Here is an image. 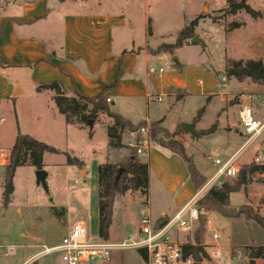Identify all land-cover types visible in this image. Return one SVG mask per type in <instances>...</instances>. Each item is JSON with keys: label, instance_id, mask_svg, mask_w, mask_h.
Instances as JSON below:
<instances>
[{"label": "rangeland", "instance_id": "1", "mask_svg": "<svg viewBox=\"0 0 264 264\" xmlns=\"http://www.w3.org/2000/svg\"><path fill=\"white\" fill-rule=\"evenodd\" d=\"M98 1L93 0L91 4L96 5ZM228 1L210 0L199 9L196 0H150L152 6L148 16L155 17L156 35L152 37L153 32H148L149 22L145 21L142 14V4L132 17L130 25L133 27L127 30L128 38L136 42H132L134 47L157 48L164 43L174 44L182 28L198 15L206 14L195 29V35L203 43L195 44L190 38L173 53L163 52L155 56L150 67L154 74L159 68H164L165 73L170 74L178 72L176 60L181 62L184 65L181 72L191 84L187 90L191 94L182 100L185 94L175 91V99L166 97L162 101H158L156 98L159 95L154 94L149 106L152 118L164 119L162 126L170 131H175L183 123L192 122L205 109L197 121V129L202 131V135L195 136L182 130L175 139L184 144L187 154L193 157L197 168L208 178L217 170L216 158L225 160L234 153L239 155L241 166L253 161L264 164V132L245 147L247 137L243 135L237 105L239 95L249 94L255 116L264 122V85L250 79L238 81L227 77L229 83L225 90L232 93L227 95L226 101L216 94L210 95L208 102L203 94L222 91L218 81L227 76L226 65L230 59L247 61L261 58L264 61V0H248L253 9L261 12L259 17H253L245 11L229 14L225 10ZM200 79L207 88H199L197 82ZM33 94L30 82L24 80L23 93L17 96V100L15 98L9 102V108L1 113L6 117L0 126L1 144L11 149L16 134L14 130L20 129L49 144L56 151L49 149L45 153L44 169L48 173L46 186L38 183L34 166L17 168L14 190L8 203L5 201V169L0 168V243L16 247L8 257L0 258L1 264H24L45 245L52 246L62 241L68 226L80 218L87 222L90 236L100 238L99 168L107 162L119 163L130 153L127 147L112 149L109 146L107 126L113 123V119L106 113L99 112L92 126L88 122L68 123L60 112L53 115L51 106L41 98H38L41 99L38 104L35 103L36 99L31 96ZM17 106L19 115L15 111ZM37 108L40 109L39 114L35 111ZM111 108L117 111V107L111 105ZM146 108L145 102L141 111L128 106L124 112L138 124L146 117ZM90 109L89 106L86 115L90 114ZM214 124H217L216 131L205 134ZM134 136L135 133L126 131L123 143L128 145ZM68 153L82 160L83 167L69 164ZM167 153L161 146L152 145L151 156H138L142 162L150 164V207L154 216L169 212L172 206L184 203L187 199L189 202V198L199 190L190 178L184 159L181 156L169 159ZM143 198L145 196L139 190L128 191L117 197L109 238L121 240L136 229ZM230 203L234 207L245 206L251 215L254 213L264 218V172L254 173L247 187L232 193ZM204 212L207 213L208 221L204 242L215 243L210 235L218 232L219 242L223 246L218 257L214 255L217 248L209 247L210 260L202 264H249L252 259L250 248L264 247V225L253 218L248 219L245 214L226 218L214 211ZM35 262L64 264L60 253L40 256ZM109 264H146V261L137 250H123L116 252ZM257 264H264V259H257Z\"/></svg>", "mask_w": 264, "mask_h": 264}, {"label": "crops", "instance_id": "2", "mask_svg": "<svg viewBox=\"0 0 264 264\" xmlns=\"http://www.w3.org/2000/svg\"><path fill=\"white\" fill-rule=\"evenodd\" d=\"M92 1L0 0V117L5 119L4 122L6 117L1 113L9 108V102L15 98L17 100V96L23 93L24 80L31 84L34 92L31 96L36 99L34 102L38 104L41 99L45 101L51 106L53 115L59 113L54 93L49 90L38 91L37 86L41 82L58 79L70 94L78 92L94 98L106 95L111 98L110 104L117 107L116 112L133 123L132 117L124 112L128 106L141 111L140 108L146 102V117L143 121L152 122L157 121L152 118L149 106L154 94H165L175 99V91H178L185 94L182 100L191 94L187 91L191 84L181 72L184 69L181 62L182 68H177L178 72L166 74L164 68L163 71L159 68L154 74L150 67L155 56L162 53L153 54L150 51L154 48L152 46L134 47L133 43L136 42L128 38L127 30L133 27L130 25L132 17L137 14L136 10L141 4L145 21L152 23V37L156 35L155 17L148 16L152 6L150 0H99L96 5L91 4ZM209 1L196 0L195 4L200 9ZM197 85L204 89L198 82ZM17 90L19 92L15 95ZM226 91L229 95L232 93ZM203 94L208 100L210 95L217 93ZM38 110L35 109L37 114ZM15 111L20 114L18 106ZM162 120L161 125L164 122ZM193 121L198 125L197 120ZM17 132L14 130L13 144ZM166 151L169 159L179 156ZM151 153L152 145L146 155L149 157ZM148 195L151 200L150 185ZM187 201L175 204L169 212L160 215H173Z\"/></svg>", "mask_w": 264, "mask_h": 264}, {"label": "trees", "instance_id": "3", "mask_svg": "<svg viewBox=\"0 0 264 264\" xmlns=\"http://www.w3.org/2000/svg\"><path fill=\"white\" fill-rule=\"evenodd\" d=\"M229 14H237L245 11L253 17H259L260 11L251 7L248 0H229L225 9ZM206 14L202 13L190 21L178 33L177 41L174 44H161L157 48H151L153 54L163 52L173 53L176 49L184 46L186 42L195 36V29L200 20L205 18ZM149 34H152L151 21L148 27ZM177 67L182 68L181 63L177 62ZM226 75L229 79L234 78L238 81L250 79L251 81L264 85V61L261 58L249 59L247 61L230 59L226 65ZM38 91L49 90L54 93V101L58 111L66 117L68 123H87L89 120H95L99 112L106 113L113 119V123L107 126L109 137V146L112 149L127 147L130 150L129 155L124 157L119 163L107 162L99 168V237L108 239L110 237V227L113 223V213L115 200L118 196L126 194L128 191H141L143 194H149L150 175L149 164L142 162L137 153V147H131L123 143V135L126 131L135 133V139L140 142L141 128L148 127V138L151 145H158L172 153L181 156L186 162L189 175L195 186L200 189L208 178L197 168L193 157L188 155L184 144L175 136L182 132V126L175 131L161 125L163 120L152 122L142 121L138 124L133 123L125 118L122 114L113 111L107 96L102 95L100 98H94L82 95L78 92L70 94L61 80H52L41 82L37 86ZM91 107L89 115L85 114L88 107ZM202 109L195 120H200ZM217 124L205 131V134L216 131ZM184 131V130H183ZM50 145L25 134L18 129L14 144L10 149V162L5 167L4 184L6 188L5 201L9 202L10 194L14 190V176L18 167L31 165L36 169H44L45 153L49 150ZM67 162L83 167L84 162L77 157L67 154ZM256 172H264V164L253 161L247 165H242L239 174L233 180H222L215 183L199 200V207L203 211H214L226 218H235L245 214L248 219L253 218L259 224L264 225V218L258 214H252L247 211V207H234L230 203L232 193L240 192L252 182V175ZM206 227H200L195 235L197 244L189 248L195 262L203 263L210 260V254L204 249L202 244L206 233ZM250 247V246H249ZM250 257L255 259H264V247L253 246L250 248ZM143 259L146 254L139 251ZM36 264V262L32 263Z\"/></svg>", "mask_w": 264, "mask_h": 264}, {"label": "built area", "instance_id": "4", "mask_svg": "<svg viewBox=\"0 0 264 264\" xmlns=\"http://www.w3.org/2000/svg\"><path fill=\"white\" fill-rule=\"evenodd\" d=\"M160 71H163V69L161 68ZM228 83L227 76H223L218 81V87L222 91L217 92V94H220L225 101L227 100V95H229L225 90L228 87ZM198 84L207 88L203 80H199ZM165 98V94H160L156 99L162 101ZM107 101L111 102V98L108 97ZM237 105L240 125L244 129L243 135L247 137L244 146L248 147L264 132V122L255 116L249 94L239 95ZM4 120V118L0 117V125ZM128 145L137 147L139 155H146L151 147L148 138V127L141 128L140 142H137L134 137ZM238 157V154H234L225 160L216 158L217 170L214 174L191 200L173 215L154 216L150 207L149 195L144 194L145 198H143L138 214L136 229L129 232L123 239L92 238L89 234L87 223L79 219L70 225L62 241L52 246L45 245L41 251L24 264H32L40 256L51 253H60L64 264H109L114 254L123 250L145 252L146 259L144 260L146 264H195L196 262L188 250L197 244L195 239L197 230L201 226L206 227V225H203L201 218V214L204 211L199 207V200L211 186L221 179L236 177L239 174L241 165ZM9 162L10 148L3 146L0 142V168L5 169ZM210 238L215 243L203 242L200 245L206 251H208L209 247H216L214 255L218 257L221 255L223 246L219 242L220 234L218 232L212 233ZM15 249V246H5L0 243V258L8 257Z\"/></svg>", "mask_w": 264, "mask_h": 264}, {"label": "water", "instance_id": "5", "mask_svg": "<svg viewBox=\"0 0 264 264\" xmlns=\"http://www.w3.org/2000/svg\"><path fill=\"white\" fill-rule=\"evenodd\" d=\"M263 15H264V11H263ZM192 42L195 43V44L196 43H200V42L203 43V40L198 35H195L192 38ZM18 92H19V90H17L15 92V95H17ZM88 123H89V125L92 126L93 123H94V120H89ZM181 126H182V128H183L185 133H190V134L195 135V136L202 135V131H199L197 129L196 121L183 123ZM49 149H50V151H56L53 148H49ZM36 177H37L38 183L46 186L48 173H47V171L45 169H37L36 170ZM201 218H202V221H203V225L205 226L206 223H207V213L203 212L201 214ZM195 264H202V263L201 262H196ZM249 264H257V259H255V258L250 259L249 260Z\"/></svg>", "mask_w": 264, "mask_h": 264}]
</instances>
